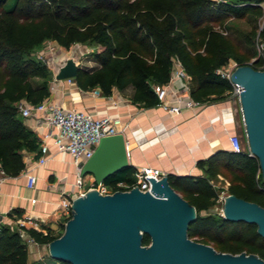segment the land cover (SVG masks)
<instances>
[{
    "label": "trees",
    "instance_id": "trees-1",
    "mask_svg": "<svg viewBox=\"0 0 264 264\" xmlns=\"http://www.w3.org/2000/svg\"><path fill=\"white\" fill-rule=\"evenodd\" d=\"M210 5L209 0H167L148 5L142 0H39L4 10L0 14V66L13 84L11 95L0 94V165L5 174L16 175L23 167L20 149H34L37 144L32 132L21 122L14 103L20 96L36 103L48 94L51 70L45 62L32 56L34 47L47 39L55 40L64 48L72 42L87 40L96 44L92 57L98 65L90 70L77 67L74 76L82 89L97 87L101 94L109 95L112 88L122 89L129 85L133 101L154 105L157 99L152 85L168 80L175 56L191 77L189 93L192 98L209 101L228 96L229 80L216 73L228 56L215 54L212 58H204L195 55L199 43L192 33L185 32L215 12ZM251 8L249 5L222 6L235 14ZM22 21L25 25L19 23ZM260 36L264 39V26ZM236 59L238 65L247 64L240 57ZM7 60L12 61V68L5 65ZM252 64L260 67L264 59H256ZM33 78L41 80L39 86L31 83ZM206 162L207 176L167 175L169 185L195 209L186 235L199 236L203 243L212 244L218 251H245L264 259V236L257 232L255 223L201 215L217 198L208 179L217 175L220 166L236 181L230 187L231 193L264 207V180L258 159L245 153L219 151ZM206 162L197 165L202 167ZM133 171L128 165L112 173L104 182L113 185L119 180L131 181ZM13 212L19 213L16 209ZM26 233L34 243L47 244L61 232L52 234L47 230L43 233L28 227ZM141 242L149 243L147 234L142 235ZM0 264H40L39 261L27 263L23 239L6 223L0 224Z\"/></svg>",
    "mask_w": 264,
    "mask_h": 264
},
{
    "label": "water",
    "instance_id": "water-1",
    "mask_svg": "<svg viewBox=\"0 0 264 264\" xmlns=\"http://www.w3.org/2000/svg\"><path fill=\"white\" fill-rule=\"evenodd\" d=\"M253 61L236 67L231 80L242 86L245 141L264 180V69L255 68ZM76 70L68 57L54 77L71 78ZM128 165L125 139L118 132L98 140L80 173L91 174L98 182ZM145 178L149 190L132 187L106 194L88 190L76 196L62 232L46 244L48 255L70 264H264L255 253L218 251L190 239L186 228L195 217L194 206L174 191L167 175ZM222 213L229 220L255 223L264 236V207L257 202L230 193L224 196ZM143 234L148 235V244H142Z\"/></svg>",
    "mask_w": 264,
    "mask_h": 264
},
{
    "label": "crops",
    "instance_id": "crops-1",
    "mask_svg": "<svg viewBox=\"0 0 264 264\" xmlns=\"http://www.w3.org/2000/svg\"><path fill=\"white\" fill-rule=\"evenodd\" d=\"M59 48L51 54L56 55L55 58L59 54L50 67L52 71L68 57L77 63L83 52L76 46L69 50ZM179 84V80L173 82L174 86ZM48 87V94L43 99L50 102L95 115H120L128 163L133 168L143 165L157 167L165 175L207 176L206 160L216 152H230L229 134L242 135L244 129L237 117L236 102L230 96L201 107H183L177 114H171L156 104L145 106L133 101L129 85L122 89L112 88L109 95H93L92 88H80L74 77L69 81L51 78ZM20 120L32 132L37 144L34 149L22 147L23 167L16 175L6 174L0 181V224L6 223L14 228L15 218L30 216L37 221L36 230L43 233L60 231L65 216L58 206L57 183L64 177V188L69 189L75 177L74 166L67 153L58 152L51 144L48 145L46 161L37 164L40 137L47 127L38 125L33 115L20 116ZM201 161L206 162L202 167L197 165ZM26 173L35 175L32 187L26 186ZM15 209L19 213L13 212Z\"/></svg>",
    "mask_w": 264,
    "mask_h": 264
},
{
    "label": "built area",
    "instance_id": "built-area-1",
    "mask_svg": "<svg viewBox=\"0 0 264 264\" xmlns=\"http://www.w3.org/2000/svg\"><path fill=\"white\" fill-rule=\"evenodd\" d=\"M54 47V44L47 41L44 48L37 54V58L45 62L51 71L52 69L49 66L48 57L52 54ZM259 49L261 53L264 54V42L260 43ZM238 66L237 63H228L227 65L218 67L216 73L229 80L231 89L228 92V96H235L234 100L239 103V94L242 90V86L231 80V74ZM57 69L52 71V79H55L54 75ZM65 79L69 81L70 77ZM188 79V74L184 70L182 63L174 56L172 58L168 80L162 84L152 85L157 99L156 105L160 106L168 113L177 114L183 107L195 108L209 103L208 101L196 100L190 96ZM176 80L180 81L178 86L173 85V82ZM91 92L93 95H101L97 87L92 88ZM168 93L170 94L167 96ZM14 104L20 116L33 115L36 117L38 125L47 127V131L42 133L40 137L38 146L39 153L35 160L37 164H43L46 161V152L49 144L53 145L58 152H65L70 156V161L75 169L74 180L70 184L69 189L64 188V177L57 183L59 187L58 206L65 216V220L70 216L72 200L78 195H83L88 190H96L100 194H106L116 190H128L132 187H137L139 190L145 191L150 189V181L145 177H152L158 180L161 176L165 175V173L157 167L147 165L135 167L133 171L135 177H132L131 181L119 180L113 185L107 184L104 181L96 182L91 174L81 175V166L92 154L98 140L102 136L118 132L122 133L120 115L107 113L95 115L79 108L63 107L59 103L50 102L46 99H42L36 103L21 99ZM244 134V129L242 135L238 133L229 134L230 150L236 153H245L249 156H253L245 141ZM5 175L0 165V181ZM86 180L88 181L87 185L84 184ZM34 181L35 175L26 173V186L32 187ZM220 198L223 197L220 196ZM30 201L33 203L34 198L30 199ZM13 223L15 230L23 240L34 243L27 235L26 228L31 227L37 229V221L35 218L30 216H19L14 219Z\"/></svg>",
    "mask_w": 264,
    "mask_h": 264
},
{
    "label": "rangeland",
    "instance_id": "rangeland-1",
    "mask_svg": "<svg viewBox=\"0 0 264 264\" xmlns=\"http://www.w3.org/2000/svg\"><path fill=\"white\" fill-rule=\"evenodd\" d=\"M31 1H39V0H0V14L4 10H12L13 6L16 8L24 5L27 2ZM146 5L150 3H159L160 1L167 0H142ZM211 3V7L215 10V12L211 16H206L204 21L197 25L195 28H187L185 32L192 33L193 37L196 39L197 43H199V49L194 51L195 55H199L200 57H208L212 58L215 54H223L228 56V60L224 65L228 63H237L236 57H240L242 61L247 63L251 62L254 59H264V54L261 53L259 49L260 43L264 42V39L261 34V30L264 26V1L256 2L255 0H209ZM226 4H234V5H249L252 6L251 9H246L241 14H235L234 12L228 11L226 9H222L223 5ZM260 6V10L256 9ZM21 25H25V22H19ZM12 25V24H11ZM35 27V26H33ZM49 41L54 44L55 50L63 49L64 47L60 46L53 39H47L41 42L39 45L35 46L32 50V56L37 58V54L44 48L45 43ZM82 48L83 52L78 56L77 59V67L90 70L96 67L98 64L93 60L92 52L96 50L97 46L90 40L81 42H72L68 48H64L65 50L72 49L74 47ZM53 49V51H55ZM29 55V53H28ZM50 55L48 57L49 66L52 67V63L59 56ZM238 64V63H237ZM5 65L9 68H12V61H6ZM258 69H263L264 64H261ZM51 77L52 78V71ZM189 75V74H188ZM49 79V80H50ZM39 78H33L31 83L34 86L40 85ZM12 81L9 77L2 71V66H0V94L4 97H8L12 93H9L12 89ZM191 86V77L189 75L188 87ZM49 88V87H48ZM17 92H20L16 89ZM21 99H25L24 96H20L16 98L15 102ZM43 99V98H42ZM40 99V100H42ZM216 100V99H214ZM12 101V100H11ZM27 101V100H26ZM213 100H209L208 102H212ZM235 101V100H234ZM236 102V112L238 120H240V125L243 124L241 109L239 103ZM240 116V117H239ZM220 176L216 175L212 178H209L208 181L212 185V187L217 192V198L215 203L209 208L208 211H202L201 215L211 214L215 217L223 216V202L224 196L230 194V187L235 185L236 181L231 180L229 172L226 169H223L222 166L219 167ZM133 178L135 177L134 173L131 175ZM226 179L229 182H226ZM85 185L88 184L86 180L84 182ZM179 194V193H178ZM180 195V194H179ZM181 196V195H180ZM222 196L223 198H220ZM63 228L60 229L62 232ZM58 231H52V234L57 233ZM192 240L202 242L199 236L189 237ZM26 249H27V263L39 261L40 264H62L59 261L53 260L48 255L46 244H39L33 242H27L23 240ZM212 245V244H211ZM213 246V245H212Z\"/></svg>",
    "mask_w": 264,
    "mask_h": 264
}]
</instances>
